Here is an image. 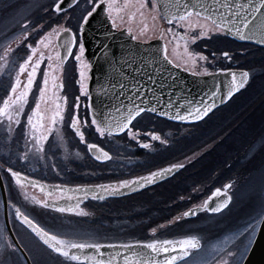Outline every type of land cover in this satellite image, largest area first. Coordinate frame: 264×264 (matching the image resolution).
Wrapping results in <instances>:
<instances>
[{"label": "flooded vegetation", "instance_id": "flooded-vegetation-1", "mask_svg": "<svg viewBox=\"0 0 264 264\" xmlns=\"http://www.w3.org/2000/svg\"><path fill=\"white\" fill-rule=\"evenodd\" d=\"M130 1L143 2V0ZM11 2L23 5L24 11L13 29L12 37L8 39L10 41L7 40V44L0 48V53L4 55H0V99L10 91L11 84L19 71V64L32 54L28 45L36 47V42L48 34L50 47L45 48L41 44L36 53L38 57L40 52H43L45 61L22 119L26 122L27 114L35 105L45 70L49 71L50 83L54 74L56 84H62V89L57 88L56 93L60 96L61 107L65 108V119L63 124L58 126L59 136L49 137L46 158L41 161H29L30 165L27 168L12 166L13 171H20L31 179L45 183L80 187L118 184L120 180L145 176L173 164L185 165L182 169H177L174 173L157 180L156 183L137 191L124 192V194L120 191L114 193L117 195H108L103 200L88 198L80 204L85 213L83 215L60 213L36 204V200L46 198L50 202L52 200L30 185L25 187L16 185L7 174L6 187L11 226L14 224L19 226L35 239L14 218V209L10 207V204H13L20 207L30 219L46 231L65 239L117 242L176 240L195 236L201 246L191 250L190 255L184 260L207 250L210 258L215 260L213 264H224L225 261L227 264H241L264 210V200H262L264 197V109L256 116L254 113L257 107L258 109L264 107V94L259 95L258 99L257 96H254L256 99L251 98L254 102L257 100L256 105L243 114L238 113L244 107L237 110L233 105L251 90L256 77V70L246 67L241 55H246L250 50L264 53V48L232 40L222 32L209 31L207 35L201 37L199 29L187 32V39H184L185 29L177 28L175 24L169 25L162 17L156 18L157 25L151 29L137 22L129 14V8L124 7V0H118V6L122 7L123 11L117 19L116 29H124L127 33H129L128 29H131L130 34L135 36L137 41L162 39L164 47L167 46L168 56L174 64L191 73L209 75L216 72L245 71L249 74L248 80L226 102L213 109L199 122L179 123L144 112L133 121L132 131L138 133L136 139L129 137L127 132L100 137L92 127L83 129L85 141L82 143L70 125L71 117L77 114L75 106L77 97H80L78 110L80 121L83 122L88 118L85 107L87 96L81 95V83L87 87L88 78L81 81L80 77L81 63L88 64V62L85 58H82V61L75 59L76 53L79 52V24L82 16L91 9L87 6V0H79L78 6L71 10L65 9L61 14L52 11L56 0H0V17L11 14V9L7 6ZM29 4L38 7L34 11H27L25 8ZM43 6L46 10L41 8ZM48 8L52 11L51 15L32 25V21L45 16L44 12ZM145 9L156 16V12L151 8V0H147ZM49 18L53 21V25L46 29ZM58 26L70 28L76 33L74 51L62 62L56 59L55 53L63 47L64 42L69 40L71 35L60 37V48H57V37L52 34V29ZM169 27L173 32L168 31ZM20 29L22 33L14 35ZM25 32L29 33L27 38H24ZM174 32L179 35L174 37ZM185 44L188 53L192 56L198 55L195 64L192 60L184 62L185 64L181 63L172 56V53H179L182 49L185 52ZM200 45L203 51L197 49ZM221 45L232 50H219L218 47ZM7 49L12 51L6 54ZM50 55L56 65L54 73L47 61ZM83 70L88 77V68ZM20 78L25 81L26 73ZM49 95L52 93L50 92ZM238 96L240 97L237 98ZM64 97L67 98L66 107ZM54 107V96L51 102L41 104L42 110ZM217 111L219 112L215 114ZM235 116L238 118H234ZM243 128L248 133L254 132L259 135L254 139L247 135L239 136L237 132ZM199 130L210 133L197 143H193L192 133ZM24 131L22 126L19 129L17 126L14 127L11 139L15 140L17 137L18 139L14 144L12 143V146L11 143L8 144V151L11 154H17L15 149H18ZM153 135L159 136L160 139L154 140ZM3 142L0 138V145ZM145 143L151 147L143 148L142 145ZM88 144H97L103 148L109 153L110 159L96 160L95 154L98 153L90 152ZM52 151H55L59 165L50 168L52 176L48 177L50 173L47 172L49 170L47 156ZM225 185L230 187L225 190ZM216 189H220L221 192L215 196L214 207L222 204L223 198L228 195L230 199L226 207L215 213L206 209L197 212L193 217L183 216L185 211L202 205ZM53 195L58 193L54 192ZM248 225L254 227L247 235L241 237L240 234ZM152 229L156 231L153 233ZM229 252L233 253L232 257H228Z\"/></svg>", "mask_w": 264, "mask_h": 264}, {"label": "snow or ice", "instance_id": "snow-or-ice-1", "mask_svg": "<svg viewBox=\"0 0 264 264\" xmlns=\"http://www.w3.org/2000/svg\"><path fill=\"white\" fill-rule=\"evenodd\" d=\"M129 2L130 0H124V7H127ZM78 3L79 0H56L54 11L61 14L65 11V4H67V9L71 10L78 6ZM87 6L91 10L82 16V22L79 24L81 32H83L90 18L101 9L106 19L111 22L112 29L117 28V19L123 11V8L118 6V0H87ZM146 6L147 0H143L139 5L141 9ZM151 8L156 12V16L153 19L162 17L167 20L169 25L175 24L177 28H184V39H187V32L199 29L201 37L207 35L209 31H223L237 36L240 40L253 41L264 45V0H151ZM26 26L27 22L25 23ZM128 31L130 33L131 29H128ZM168 31L173 32V29L169 27ZM69 33H72L71 39L65 41L63 47L60 48L59 38L62 34L67 35ZM52 34L58 38L57 48H60L55 53L56 59L61 62L67 60L74 51L76 33L72 32L70 28L58 26L52 29ZM28 35L29 33L25 32L24 38H27ZM47 35L42 36L36 42V47L28 45L32 54L28 55L27 59L19 64V71L15 81L11 84L10 91L0 99V123L7 122L9 131L12 130L13 124L17 126V129L22 126L25 130L24 152L18 156V159L22 162L28 161L30 157L37 160L45 159L49 137L59 136L58 126L62 125L65 119V108L61 107L60 96L56 93L57 88L62 89V84H56V76L54 74L51 76L50 83L48 70L43 72L44 78L42 83L39 84V95L34 107L31 108V112L27 114L26 122L22 119L26 106L29 104L30 95L33 93L34 87L37 86L39 71L45 61L43 52H40L38 57L36 53L41 44L45 48L50 47V41H48ZM173 35L176 37L179 33L174 32ZM131 38L136 40L135 36ZM11 51L12 49H7L6 54ZM185 52H188L187 44H185ZM84 53L85 46L81 41L79 43V52L76 53L75 59L82 61ZM188 55L192 63L195 64L196 58L191 53H188ZM47 61L49 68L53 69L54 73L56 65L53 57L51 55L48 56ZM164 63L179 67L178 64H174L173 60L169 58L167 46L163 49L161 61L154 62V66L159 67L163 71ZM90 67V64L81 63V81L88 78L83 69ZM134 67L135 73L140 74V76L147 75L148 80L152 81L153 84L156 83V80L151 74L145 73L143 67ZM25 73L26 80L22 81L20 77ZM135 73L132 77L133 83L128 87L126 94L124 92V83L113 85L121 90L122 99L120 106L114 109L119 118H114L106 108L95 107L91 101V97H89V103L85 106L88 112V118L81 122L78 115L80 97L76 98L75 106L77 114L71 117L70 126L82 143L85 141L83 129L92 127L95 128L96 133L100 137H104L105 135L114 136L127 132L129 137L136 139L138 133L132 131L133 121L145 111L158 112L161 116L178 121L190 122L203 119L215 107L214 103L209 104L202 99L199 103L189 101V107L193 103H196V106L191 111H184L181 99L173 100L169 96L165 100L162 94L157 96L153 88L148 87L142 81L136 80ZM122 75H127V73H123L122 71ZM248 75L247 72H243L241 73L240 80H237L236 74H232V87L228 91L227 97H231L234 92L244 86V82L248 80ZM50 92L52 95H49ZM81 95L88 96L87 87L83 83H81ZM215 95V93L212 94L213 99H215ZM53 96L55 98V107L42 110V102H51ZM64 104L66 107V97H64ZM178 105L180 107H177ZM174 108L176 109L175 114L172 113V109ZM182 112L183 114H181ZM153 139L159 140L160 137L153 135ZM87 147L90 152L98 153L95 154L96 160L106 161L110 159L109 153L97 144H88ZM142 147L147 149L151 145L145 143ZM184 166V164L177 163L162 168L159 171L150 172L145 176L120 180L118 184L95 185L94 188L78 187L75 190H65L57 186L56 192L58 195H53L51 190L47 192V197H50L52 200L51 204L47 198L45 200H36L35 203L45 208L53 207L60 213L83 215L85 214L84 210L77 201L82 202L89 197L103 200L106 198V195H111L125 189L137 191L147 185L156 183L158 178H164L174 173L177 169H182ZM7 172L11 174L16 185L23 187L28 183L34 187H39L41 191L45 190L43 185L32 180L29 176L23 175L20 171H13L12 167H9ZM229 187L230 185L224 186L225 190ZM73 191L75 195L68 194ZM220 192V189H216L209 199L214 198ZM61 201H68L69 203L66 206H57ZM228 202L229 200H225L223 204L213 208L208 207V202L206 201L205 207L208 211L215 213L226 207ZM10 207L14 209L15 217L18 220L27 225L44 245H47L48 248L65 257L69 264H73V262L74 264H182V261L190 255L191 250L198 249L201 246L199 239L195 236H188L179 240L152 239L147 242L136 240L127 243L73 242L60 239L57 235L45 231L44 228L30 219L20 207L13 204H10ZM196 214V211L189 210L185 211L183 216L189 217ZM253 227L254 225H248L244 232L240 234L241 237L247 235ZM152 231L154 233L156 229H152ZM251 242L249 241V243ZM9 247L14 248V245L9 244ZM227 255L228 257H232L233 253L229 252ZM224 264H227V261Z\"/></svg>", "mask_w": 264, "mask_h": 264}, {"label": "water", "instance_id": "water-1", "mask_svg": "<svg viewBox=\"0 0 264 264\" xmlns=\"http://www.w3.org/2000/svg\"><path fill=\"white\" fill-rule=\"evenodd\" d=\"M54 6L55 4L52 7L53 11H54ZM64 8L67 9V4L64 5ZM164 20L167 22L166 19ZM221 32L224 35L232 39H235L237 41L249 42L264 47V45H261L257 42L240 40L237 36L231 33H225L223 31ZM69 34L71 35V33ZM62 36L64 35L62 34L61 37ZM79 36H80V41H82L85 46V53L83 58H85L88 64H90L91 66L90 68H88L89 76L87 80V90H88L87 104L89 103V97H91V101L95 107L106 108L108 111L111 112L114 118H119L118 114L114 111V109L119 108L122 96H121V90L118 87H114L113 85L124 83L125 84L124 92L126 94L128 87L133 83L132 77L133 74L135 73L134 66L143 67L145 73L151 74L153 78L156 80V83L153 84L152 81L148 80L147 75L140 76V74L135 73V78L137 81H142L143 83L147 84L148 87L153 88V91L157 96H160L162 94L165 100H167L169 96H171L173 100H176L178 98L181 99V104L184 106V111H191L192 108L196 106V103H199L202 99H204L209 104L212 103L215 104V107H213L212 110L218 107L219 105L223 104L225 101H227L230 98L227 97V93L228 91L231 90L232 87V74L235 73L237 80H240L241 73L245 72V71H227L225 73L216 72L209 75H200V74L191 73L188 70L181 68L180 66L175 67L167 63L163 64V71H161L159 67L154 66V62H159L162 59V53L164 49L163 40L160 38L152 39L147 42L133 40L131 38L132 35L130 33H127L124 29H120V30L112 29L111 22L106 19L102 9L99 10L97 13H95L92 18H90V21L85 26L83 32H81L79 29ZM122 71L123 73H127V75H122ZM213 93L216 94L215 99H213L212 96ZM189 101H195L196 103H193L191 107H189ZM177 107H180V105H178ZM175 111H176L175 108L172 109L173 114H175ZM146 112H150V111H146ZM150 113L180 123L197 122V121H190V122L178 121L166 116H161L159 115L158 112L157 113L150 112ZM181 114H183V112ZM7 169L8 168H2V166L0 165V198L3 209L5 239L7 240V243L14 245V248L17 249V251L21 254L26 264H32L27 253L24 251V249L16 239L10 224L9 204H8L6 187L3 180V170L11 177V174L7 172ZM159 179L162 178H158V180ZM12 180L15 183L13 178ZM32 180L37 181L40 185H43L45 190L41 191L39 187H34L32 184H28V183H26L23 187L30 185L33 188H36L38 192L44 193L46 195L49 190H51L53 193L56 192L57 186H60L65 190H69V189L75 190L78 188L75 186L45 183L35 179ZM83 187L94 188V186H80L79 188H83ZM121 192H122L121 194H124V192L125 193L131 192V190H126V191L124 190ZM68 194L75 195V192L73 191ZM121 194L118 193V195ZM210 197H212V195ZM209 198L206 200L208 202V207H214L215 197L212 199ZM225 200H229L228 195H226L225 198H223L222 204L224 203ZM77 202H79L80 204L82 203L80 201ZM205 202L200 206L192 208L191 210H194L196 212H201L203 210H206L207 208L205 207ZM49 203L51 204L52 202L49 201ZM68 203H69L68 201H61L58 203L57 206H66ZM48 208L55 210V208L53 207H48ZM13 214L16 221L19 222L23 227H25L39 241V243L42 246H44L52 255L58 256L61 260L68 262L65 257L54 252L52 249L48 248L47 245H44L43 242L39 239V237H37L27 227V225L23 224L20 220H18L15 217L14 210H13ZM189 217H193V216H189ZM58 238L64 240H70L73 242H95L88 240L65 239L62 237H58ZM127 242H134V241L99 242V243L106 244V243H127ZM142 242H147V241H142ZM241 264H264V211L258 223L257 230L252 240V243Z\"/></svg>", "mask_w": 264, "mask_h": 264}, {"label": "rangeland", "instance_id": "rangeland-1", "mask_svg": "<svg viewBox=\"0 0 264 264\" xmlns=\"http://www.w3.org/2000/svg\"><path fill=\"white\" fill-rule=\"evenodd\" d=\"M141 2H134V1H130L128 4V8H129V14L134 17L137 22H140V24L142 23L143 26H147L149 28H155L157 23H156V19H153V17L155 16L152 12H150L149 10L143 8L141 9L139 7ZM7 6L10 7L11 9V14L7 15L4 14L3 16L0 17V48L1 46H3L5 43L7 44V40L10 39L12 36V32L13 29H15L16 25L19 22V19L21 18L22 15V9H24L23 5L19 4V3H15L11 2L9 3ZM38 7V5H34V4H29L26 5L25 10L27 11H34L36 8ZM43 10H46L45 6L41 7ZM51 9H47L46 12H44L45 16H40L38 17L34 22L32 21L31 24L35 25L38 24L39 22H41L43 19H45L46 17L48 18L51 15ZM50 19V18H49ZM47 21V25H46V29H48L49 27H51L53 25V21H51V19ZM193 20H195V18H193ZM22 30H17L15 32L14 35L17 34H21ZM11 36V37H10ZM10 40H8L9 42ZM5 44V45H6ZM219 50H226V51H231L232 48L230 47H226V46H219L218 47ZM197 49L199 51H203L202 46H197ZM184 49L181 50V52L179 53H172V56L174 57V59H176L177 61L184 63L187 62L189 60H191L189 58L188 52H184ZM217 51V50H216ZM10 54V53H9ZM0 55H3L0 53ZM4 56V55H3ZM198 55H193V57H195L197 59ZM242 58H244L243 60L245 61V63H243L246 67H250V68H254L256 77L254 79V84L251 88V90L244 96H242L238 101V103L234 104L233 106H235V108L237 110L241 109L242 107H244L242 109V111L238 114H243L245 113V111L250 110L253 106H255L256 101H253L254 96L258 99V96L261 94H264V53L261 51H252L250 50V52H247L246 55H241ZM185 64V63H184ZM254 97V98H255ZM255 98V99H256ZM251 99V100H250ZM250 100V101H249ZM248 104H245L247 103ZM255 109V108H254ZM258 109V107L256 108ZM255 109V116L258 115L263 109L264 107H260L259 109H261L259 111H256ZM254 116V118H255ZM234 118H238V116H235ZM253 118V120H254ZM27 120V119H26ZM15 125H12V130L9 131V126L7 124V122L4 123H0V138L3 139L4 143L0 145V160H2L4 162V165L7 167H12V166H17V167H23V168H27L30 163L29 161H35L37 159L30 157L28 161L26 162H22L18 159V156L23 154L24 152V139H25V131L23 134V139L20 143V145H18V149H15V154L13 155L8 151V144L11 143L10 146H12L14 144V142L17 141L18 137L13 140L11 139L12 137V132L14 130ZM245 129L243 128L242 130H240L238 133L239 136H244L247 135L249 138L252 137L253 139L255 137H257L259 134L258 133H254V132H247L244 131ZM22 131V130H21ZM210 133V131L208 132H204V131H195L194 133H192V140L194 141L193 143H197L200 139L204 138L205 136H207ZM15 137V136H14ZM247 137V138H248ZM20 140V137H19ZM60 140V139H59ZM13 143V144H12ZM53 152V154H52ZM49 152V156H47V160L49 162H47V172H49L50 174H48V177L52 176V173L50 172V168L55 166L56 164L59 165V159L57 158V156L55 155V151ZM40 161L43 159H39ZM38 165V163H37ZM54 175V174H53ZM262 200H264V197L262 198ZM263 206V205H262ZM14 233L18 239V242L20 243V245L22 246V248L28 253V255L30 256V258L33 260L34 264H69L66 262H63L61 259L59 261V259L55 256H52V254L46 249L44 248L42 245H40L38 243L37 240L33 239L31 236H29L28 234H26L25 232H18L19 229H21L19 226L17 225H13L12 226ZM3 229V209L1 206V201H0V264H16L13 259H11V257H9L7 255V248L9 243H7V240L5 239V233H4V242L6 243V245L3 242L2 239V231ZM5 232V230H4ZM20 233V234H19ZM10 252H14L15 253V249L10 247ZM215 262V260L210 258L209 253L207 252V250H203L202 252H200L198 255L193 256L192 258H188L184 261H182V264H213Z\"/></svg>", "mask_w": 264, "mask_h": 264}, {"label": "bare ground", "instance_id": "bare-ground-1", "mask_svg": "<svg viewBox=\"0 0 264 264\" xmlns=\"http://www.w3.org/2000/svg\"><path fill=\"white\" fill-rule=\"evenodd\" d=\"M24 11V9H22V12ZM240 96H238L237 98H239ZM236 98V99H237ZM235 101V100H234ZM233 101V102H234ZM231 105V104H230ZM229 105V106H230ZM228 106V107H229ZM221 111V110H220ZM219 111H217L215 114H217ZM211 119V118H210ZM207 122V121H206ZM205 122V123H206ZM264 211V210H263ZM18 232H24L22 229H19L18 230ZM20 234V233H19ZM7 255L9 256V257H11V259H13V261L16 263V264H23V259L20 257V256H18L17 254H15L14 252H12V253H8L7 252ZM32 264H34V262H33V260H32Z\"/></svg>", "mask_w": 264, "mask_h": 264}, {"label": "trees", "instance_id": "trees-1", "mask_svg": "<svg viewBox=\"0 0 264 264\" xmlns=\"http://www.w3.org/2000/svg\"><path fill=\"white\" fill-rule=\"evenodd\" d=\"M0 164H3V165H4V162H3L2 160H0ZM0 201H1V199H0ZM1 206H2V204H1ZM2 231H3V233H2V239H3V242H4V223H3V229H2ZM4 243H5V242H4ZM3 245H6V243L3 244ZM6 247H7V245H6ZM7 252H8V253H12V252H10V247H9V245H8V248H7ZM15 252H16L17 255H19L17 251H15ZM19 256H20V255H19ZM23 264H24V262H23Z\"/></svg>", "mask_w": 264, "mask_h": 264}]
</instances>
